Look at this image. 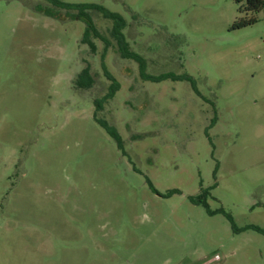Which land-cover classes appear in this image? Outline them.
I'll return each mask as SVG.
<instances>
[{
    "label": "rangeland",
    "instance_id": "1",
    "mask_svg": "<svg viewBox=\"0 0 264 264\" xmlns=\"http://www.w3.org/2000/svg\"><path fill=\"white\" fill-rule=\"evenodd\" d=\"M59 1L120 15L145 74L190 81L142 80L96 11L92 51L77 11L0 0V264H264V12Z\"/></svg>",
    "mask_w": 264,
    "mask_h": 264
},
{
    "label": "trees",
    "instance_id": "2",
    "mask_svg": "<svg viewBox=\"0 0 264 264\" xmlns=\"http://www.w3.org/2000/svg\"><path fill=\"white\" fill-rule=\"evenodd\" d=\"M49 3L54 4L56 7L66 8V9H73L77 11L75 15H72L73 18L80 20L85 25V31L82 38V43L87 44L92 51H95V45L92 41L93 39H99L102 42H104L105 46H108L109 43L107 42L104 37L101 36V34L97 31L95 28V25L93 23V20L91 17L87 14L88 11H96L99 13L103 19L108 20L112 23V28L110 30V36L115 40L117 51L122 59L131 60L138 64L140 69V77L144 81H162L166 79H173V80H186L190 81V78L187 76H175L172 74H162L159 76H149L145 74L144 69V61L143 59L135 52H132L128 46V43L126 41L125 35L123 33V30L125 29L126 23L123 20V18L116 14L108 11L107 9L103 8L102 6L96 5V4H75V5H69V4H62L59 0H45ZM235 3L239 4V11L244 13H258L263 11L264 12V0H233ZM256 20L252 17L248 20H241L234 24V29L243 28L245 26L254 24ZM105 70V69H104ZM106 77L112 82L110 85L111 94L109 97L112 96V94L117 90L118 85L116 81L110 77L106 72ZM83 81V82H82ZM82 82L80 87L84 89H89L92 87L94 80L90 74V69L88 66H86L77 76H76V84ZM108 98V96H107ZM97 110L100 106V102H97ZM96 121L99 123V125L104 128L110 136L116 141V143L120 146V139L117 133L109 127L104 121L96 119ZM193 202H196L192 199ZM200 201V200H199ZM200 203V202H196ZM252 229L262 235H264V231L260 230L259 228L252 227Z\"/></svg>",
    "mask_w": 264,
    "mask_h": 264
}]
</instances>
